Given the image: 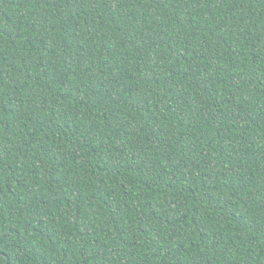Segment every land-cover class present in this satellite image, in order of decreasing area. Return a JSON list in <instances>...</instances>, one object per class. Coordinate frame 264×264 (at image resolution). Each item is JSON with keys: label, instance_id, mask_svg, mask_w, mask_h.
<instances>
[{"label": "trees", "instance_id": "1", "mask_svg": "<svg viewBox=\"0 0 264 264\" xmlns=\"http://www.w3.org/2000/svg\"><path fill=\"white\" fill-rule=\"evenodd\" d=\"M0 264H264V0H0Z\"/></svg>", "mask_w": 264, "mask_h": 264}]
</instances>
